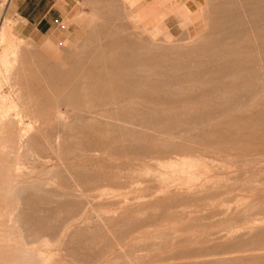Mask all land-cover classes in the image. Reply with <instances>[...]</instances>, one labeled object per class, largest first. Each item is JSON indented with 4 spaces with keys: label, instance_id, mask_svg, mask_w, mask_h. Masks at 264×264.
Masks as SVG:
<instances>
[{
    "label": "rangeland",
    "instance_id": "obj_1",
    "mask_svg": "<svg viewBox=\"0 0 264 264\" xmlns=\"http://www.w3.org/2000/svg\"><path fill=\"white\" fill-rule=\"evenodd\" d=\"M9 1L32 49L0 264H264V0H121L31 35Z\"/></svg>",
    "mask_w": 264,
    "mask_h": 264
},
{
    "label": "crops",
    "instance_id": "obj_2",
    "mask_svg": "<svg viewBox=\"0 0 264 264\" xmlns=\"http://www.w3.org/2000/svg\"><path fill=\"white\" fill-rule=\"evenodd\" d=\"M112 2L118 7L123 5L121 0H10L6 14L11 19L21 20L23 32L31 35L41 32L42 28L53 27L55 21L73 20L80 12L88 17L97 13L105 16L112 11Z\"/></svg>",
    "mask_w": 264,
    "mask_h": 264
},
{
    "label": "bare ground",
    "instance_id": "obj_3",
    "mask_svg": "<svg viewBox=\"0 0 264 264\" xmlns=\"http://www.w3.org/2000/svg\"><path fill=\"white\" fill-rule=\"evenodd\" d=\"M12 25L13 24L10 22V20L7 17H3L2 18V22L0 24V135H1V132H2L1 128L2 129L3 128L7 129V128L10 127L9 123H11V112L16 113L17 116H20V114H21V110H20V108L18 106L17 101H14V100H12L10 98L13 95L15 97H18L19 92H20L21 89L20 90L18 89L19 86L17 84L12 85L11 81L13 80L14 76L16 77V75H18L19 69H21V60L25 58L24 53H21V49H25V50H29V51L32 49V45H31V43L29 41H27V39H25V38L24 39H19L11 32V29H12L11 26ZM104 60H106V58ZM5 86H9L10 88H13L12 90L9 88L12 92H10L8 94L4 93L3 92V87H5ZM14 96H13V98H15ZM18 99H19V97H18ZM124 124H125V121H124ZM17 128H18L17 131H19V133H21L22 136H23V135L28 134L29 129H30V125H21V124H19ZM174 164H175V162H174ZM193 164H194V162H193ZM193 164H192V167H193ZM190 165H191V163H190ZM167 167H169V166H167ZM169 168H171V167H169ZM169 168H168V170H169ZM173 168H175V167H173ZM16 172L13 173V174H17ZM167 172H169V171H167ZM16 180H17V178H16ZM23 190H25V189H23ZM19 194H20V192H19ZM19 194L17 193V197H18ZM20 196H21V194L19 195V197ZM17 201H20V199L17 200ZM11 215H13V214H11ZM11 220H13V219H11ZM17 223L18 222H16V225H17ZM11 224H13V223H11Z\"/></svg>",
    "mask_w": 264,
    "mask_h": 264
}]
</instances>
